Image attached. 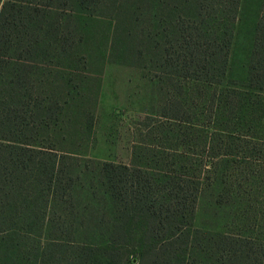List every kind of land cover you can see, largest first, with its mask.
Masks as SVG:
<instances>
[{"label":"trees","instance_id":"1","mask_svg":"<svg viewBox=\"0 0 264 264\" xmlns=\"http://www.w3.org/2000/svg\"><path fill=\"white\" fill-rule=\"evenodd\" d=\"M244 7L0 0V264H264V0ZM97 64L150 84L128 164L66 149Z\"/></svg>","mask_w":264,"mask_h":264},{"label":"rangeland","instance_id":"2","mask_svg":"<svg viewBox=\"0 0 264 264\" xmlns=\"http://www.w3.org/2000/svg\"><path fill=\"white\" fill-rule=\"evenodd\" d=\"M256 2L243 0V7L246 5L243 21L255 12ZM242 31H248V24ZM91 72L87 93L96 99V127L81 138L73 134L68 142L73 147L69 145L66 149L72 148L73 152L85 157L128 164L132 161V145L137 141L134 136L136 125H145V118L152 113L150 84L137 69L121 64H97ZM70 118V130L81 133L85 122L80 124L75 112ZM199 222L215 223L204 213H201Z\"/></svg>","mask_w":264,"mask_h":264}]
</instances>
